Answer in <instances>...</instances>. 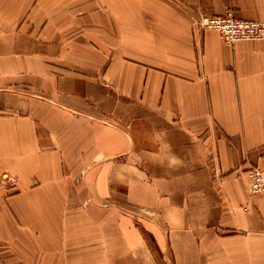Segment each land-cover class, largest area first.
Returning a JSON list of instances; mask_svg holds the SVG:
<instances>
[{
    "label": "crops",
    "instance_id": "crops-1",
    "mask_svg": "<svg viewBox=\"0 0 264 264\" xmlns=\"http://www.w3.org/2000/svg\"><path fill=\"white\" fill-rule=\"evenodd\" d=\"M264 0H0V264H264Z\"/></svg>",
    "mask_w": 264,
    "mask_h": 264
},
{
    "label": "built area",
    "instance_id": "built-area-1",
    "mask_svg": "<svg viewBox=\"0 0 264 264\" xmlns=\"http://www.w3.org/2000/svg\"><path fill=\"white\" fill-rule=\"evenodd\" d=\"M196 25L201 28H214L219 31L223 40L232 45L242 39H264V21L241 18L232 8L222 14L201 13L195 18ZM251 178L250 189L254 193L264 192V167L255 166L249 170ZM0 183L15 186L16 177L5 171H0Z\"/></svg>",
    "mask_w": 264,
    "mask_h": 264
}]
</instances>
